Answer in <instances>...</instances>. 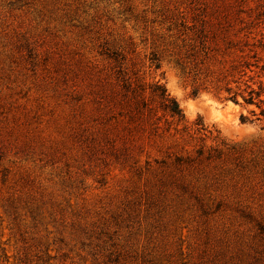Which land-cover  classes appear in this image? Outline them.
<instances>
[{
    "label": "rangeland",
    "instance_id": "1",
    "mask_svg": "<svg viewBox=\"0 0 264 264\" xmlns=\"http://www.w3.org/2000/svg\"><path fill=\"white\" fill-rule=\"evenodd\" d=\"M192 25L260 39L264 0H0V264H264V120L218 54L191 95Z\"/></svg>",
    "mask_w": 264,
    "mask_h": 264
},
{
    "label": "trees",
    "instance_id": "2",
    "mask_svg": "<svg viewBox=\"0 0 264 264\" xmlns=\"http://www.w3.org/2000/svg\"><path fill=\"white\" fill-rule=\"evenodd\" d=\"M187 30L190 31L185 46L187 61L182 70H187V73L184 72L192 77L191 95L197 97L200 91L209 90L206 84L198 82L197 75L200 65L213 58V53L218 54L220 68L213 79L214 83L209 84L212 83L215 90L221 92L223 101L232 102L246 110L247 114L240 115L241 123L264 120V36L256 40L247 36L219 43L215 39H208L204 29H196L192 25ZM154 66L158 68L157 63ZM153 92L160 107L170 118L176 123L184 121L178 103L164 88L157 85ZM195 125L197 133L207 132L200 119L196 120Z\"/></svg>",
    "mask_w": 264,
    "mask_h": 264
},
{
    "label": "clouds",
    "instance_id": "3",
    "mask_svg": "<svg viewBox=\"0 0 264 264\" xmlns=\"http://www.w3.org/2000/svg\"><path fill=\"white\" fill-rule=\"evenodd\" d=\"M169 87H171V85H169ZM176 95H180L179 92L176 93ZM202 99L204 100V106L205 107H211L213 102L208 98V97H202ZM185 107L189 110V113H191V117L190 118H194L195 112L198 110L196 109V107L193 105V103L190 101L188 102Z\"/></svg>",
    "mask_w": 264,
    "mask_h": 264
}]
</instances>
